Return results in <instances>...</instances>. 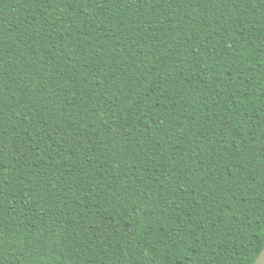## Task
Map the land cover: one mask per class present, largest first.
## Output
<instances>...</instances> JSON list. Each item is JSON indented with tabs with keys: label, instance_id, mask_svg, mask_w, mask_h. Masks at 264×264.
<instances>
[{
	"label": "trees",
	"instance_id": "trees-1",
	"mask_svg": "<svg viewBox=\"0 0 264 264\" xmlns=\"http://www.w3.org/2000/svg\"><path fill=\"white\" fill-rule=\"evenodd\" d=\"M264 0H0V264H254Z\"/></svg>",
	"mask_w": 264,
	"mask_h": 264
},
{
	"label": "water",
	"instance_id": "water-1",
	"mask_svg": "<svg viewBox=\"0 0 264 264\" xmlns=\"http://www.w3.org/2000/svg\"><path fill=\"white\" fill-rule=\"evenodd\" d=\"M254 264H264V247L261 249V251L258 253Z\"/></svg>",
	"mask_w": 264,
	"mask_h": 264
}]
</instances>
